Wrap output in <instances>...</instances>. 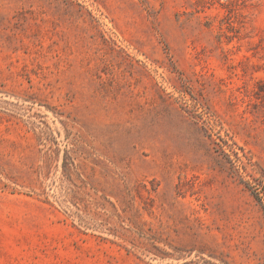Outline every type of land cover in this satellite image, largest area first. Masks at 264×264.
<instances>
[{
  "label": "rangeland",
  "instance_id": "1",
  "mask_svg": "<svg viewBox=\"0 0 264 264\" xmlns=\"http://www.w3.org/2000/svg\"><path fill=\"white\" fill-rule=\"evenodd\" d=\"M264 0H0V264H264Z\"/></svg>",
  "mask_w": 264,
  "mask_h": 264
},
{
  "label": "trees",
  "instance_id": "2",
  "mask_svg": "<svg viewBox=\"0 0 264 264\" xmlns=\"http://www.w3.org/2000/svg\"><path fill=\"white\" fill-rule=\"evenodd\" d=\"M258 199L264 200V199H262V198H258ZM263 208H264V205H263Z\"/></svg>",
  "mask_w": 264,
  "mask_h": 264
}]
</instances>
